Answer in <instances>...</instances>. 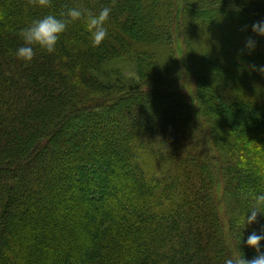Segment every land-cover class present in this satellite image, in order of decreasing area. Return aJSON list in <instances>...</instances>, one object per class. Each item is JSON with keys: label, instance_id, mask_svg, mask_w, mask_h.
Here are the masks:
<instances>
[{"label": "trees", "instance_id": "trees-1", "mask_svg": "<svg viewBox=\"0 0 264 264\" xmlns=\"http://www.w3.org/2000/svg\"><path fill=\"white\" fill-rule=\"evenodd\" d=\"M74 7L111 8L99 46L82 18L54 54L16 57L21 28ZM261 19L264 0H0V264L254 258L264 214L241 221L245 192H264Z\"/></svg>", "mask_w": 264, "mask_h": 264}, {"label": "clouds", "instance_id": "clouds-1", "mask_svg": "<svg viewBox=\"0 0 264 264\" xmlns=\"http://www.w3.org/2000/svg\"><path fill=\"white\" fill-rule=\"evenodd\" d=\"M34 2L42 7H48L52 0H34ZM110 12L111 8L109 7H104L98 12L74 7L69 8L60 16L48 14L34 19L19 30L18 36L22 44L15 50V55L23 62L29 63L36 56L37 49L50 55L54 54L57 51L61 35L67 30L69 23L82 18L86 21V29L92 45L99 46L109 35L107 22ZM251 28L257 35L264 36V19L254 22ZM255 44V40L249 37L245 42V47L253 50ZM253 68L264 73V65L258 67L253 65ZM245 196L251 200V205L247 209L250 214L245 215L244 212L241 221L246 226L257 222L258 213L264 214V192L257 193L249 190ZM262 240H264V234H258L256 231L251 232L244 243L255 248L258 254L252 259H246L243 256L229 257L225 259L224 264H264V252L260 251Z\"/></svg>", "mask_w": 264, "mask_h": 264}, {"label": "rangeland", "instance_id": "rangeland-1", "mask_svg": "<svg viewBox=\"0 0 264 264\" xmlns=\"http://www.w3.org/2000/svg\"><path fill=\"white\" fill-rule=\"evenodd\" d=\"M246 89H248V90H250V92L251 93H255V97H258L259 95H260V93L263 91V89H260V88H256L255 86H253V85H251V84H249V86H248V88H246ZM115 113V112H114ZM107 116V114H104V115H102V116H99V117H97V118H99V119H102L103 117H106ZM90 117V116H89ZM91 118H94V117H91ZM84 120H86L85 118H81V119H76L75 118V120L73 121V125H72V127H76V125H75V123L76 122H78L79 121V123H83V122H85ZM167 120V121H166ZM171 120V119H170ZM163 121H165V122H168V119L167 118H164L163 117ZM165 122H163V123H165ZM194 124V123H193ZM195 127V126H194ZM68 130V129H67ZM75 129H73V131H71L69 134H71V133H75V131H74ZM66 131V130H65ZM77 132V131H76ZM66 133V132H65ZM94 134V133H93ZM91 136H94V138L96 137V140H99V138L97 137V136H95V135H91ZM71 141V140H70ZM91 142V140L90 141H88V145H89V143ZM48 153V150L45 152V153H43V154H47ZM81 169H82V167H81ZM81 169H80V167H79V172H80V174H81ZM133 175H135L136 176V174H133ZM243 191V190H242ZM253 191H255V189L253 190ZM244 192V191H243ZM255 192H257V190L255 191ZM245 194H246V192H245Z\"/></svg>", "mask_w": 264, "mask_h": 264}]
</instances>
